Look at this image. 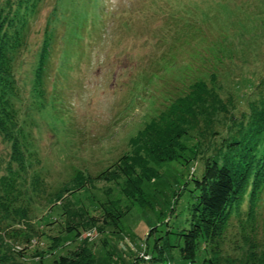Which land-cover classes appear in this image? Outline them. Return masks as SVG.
Instances as JSON below:
<instances>
[{
    "label": "rangeland",
    "instance_id": "374dc122",
    "mask_svg": "<svg viewBox=\"0 0 264 264\" xmlns=\"http://www.w3.org/2000/svg\"><path fill=\"white\" fill-rule=\"evenodd\" d=\"M7 2L0 0V5ZM54 8L58 19L44 85L36 91L38 52ZM27 43L15 75L22 91L20 121L41 180L36 202L45 203L41 196L71 184L79 170L98 177L132 154L134 137L198 80L206 82L217 109L210 111L211 125L205 122L209 118L202 119L184 138L190 161L161 165L160 175L143 185L150 204L135 203L120 230L108 229L103 236L93 226L66 245L87 240L99 264H137L138 256V264H208L201 254L193 262L182 258L178 236L168 230L190 228L193 178L202 175L222 140L236 133L235 116L248 111L250 102L264 99V0H41ZM10 154L11 146L0 134L4 167ZM120 182L99 180L66 201L91 206L113 200L126 209L131 203ZM45 213V208L36 210L38 217ZM61 219L52 215L53 223L43 230L58 235ZM157 239L175 245L166 248L161 262L152 261ZM46 243L35 239L28 250L32 254ZM232 247L230 243L228 251L234 253ZM21 260L37 264L31 256Z\"/></svg>",
    "mask_w": 264,
    "mask_h": 264
},
{
    "label": "trees",
    "instance_id": "16d2710c",
    "mask_svg": "<svg viewBox=\"0 0 264 264\" xmlns=\"http://www.w3.org/2000/svg\"><path fill=\"white\" fill-rule=\"evenodd\" d=\"M39 2L8 0L5 7L0 5V134L11 146L8 164L4 167L0 160V264H26L21 259L29 256L37 264H99L87 240L74 247L66 243L76 242L82 231L93 226L103 236L108 229L116 232L135 203L149 205L144 183L157 178L164 163L190 161L184 155L189 149L184 138L192 136L202 119L209 118L205 122L212 124L210 111L217 109L218 100L206 82L198 80L131 140L135 146L132 154H125L98 177L79 170L71 184L41 196L46 204L36 202L33 196L41 193V180L33 168L35 152L20 121L18 104L22 91L15 71L19 55L28 45L31 19L39 10ZM52 14L55 19H49L38 52L36 91L44 85L55 31L53 23L58 19L56 8ZM39 93L44 95V90ZM234 120L239 121L236 133L222 140L215 154L208 157L202 175L193 178L195 201L191 205L190 228L176 233L168 230L178 236L181 257L192 262L201 254L208 264H264V99L250 102L249 110ZM99 180L119 181L130 206L122 209L113 200L70 206L66 201L71 193L93 187ZM43 208L46 213L38 217L36 210ZM96 210L100 213H94ZM54 214L62 218L58 221L60 230L58 235H49L42 227L53 223L49 221ZM154 231L155 228L148 237ZM35 239L48 243L37 246L31 254L28 249ZM158 241L152 261L161 262L166 248L175 245L166 241L164 246ZM230 243L234 253L228 251ZM104 244L108 246V240ZM49 257L54 258L50 263ZM140 259L136 257L135 262L138 264Z\"/></svg>",
    "mask_w": 264,
    "mask_h": 264
}]
</instances>
